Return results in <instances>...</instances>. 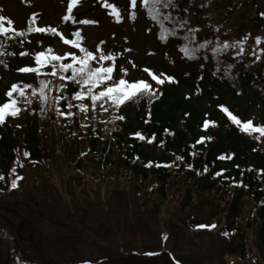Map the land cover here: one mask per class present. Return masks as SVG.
Instances as JSON below:
<instances>
[{"label": "trees", "instance_id": "1", "mask_svg": "<svg viewBox=\"0 0 264 264\" xmlns=\"http://www.w3.org/2000/svg\"><path fill=\"white\" fill-rule=\"evenodd\" d=\"M213 1L176 0L178 8L173 10V13L181 18H187L190 27L199 26L201 31L197 33V36L201 40L205 38L215 40L219 37L220 41L231 42L250 33L243 55H233V52L239 51L238 48L230 49L218 58L212 56L210 49L202 50V54L208 55L209 59L200 61L205 64L202 70L204 79L198 81L197 77L201 72L199 65L196 66V71L192 69V65L198 62L188 61L182 57L177 47L180 40L170 38L168 43H161L157 39L158 26L147 18L144 10L146 19L156 29V40L164 44L163 54L176 50L180 54L178 60L185 64L186 70L178 79L179 82L159 86L163 96L151 104L145 97L138 104L129 102L122 105L119 112L110 108L107 113L101 112L98 106L95 116L89 110L87 120H85V113L75 107L72 109L75 113L73 117L58 116L52 99L57 95L56 92L49 93V101L43 114L40 111L39 97H34L33 103L27 110L22 111L17 118H9L5 125L0 126V175L4 176V179L0 180V199L16 197L19 195L16 192L18 190H21L28 199L33 198L34 195H40L42 189L40 181L43 179L41 175L50 176L61 168H70L81 177L90 175L102 176L103 179L110 178L108 183L120 180L122 177H129L133 180L136 189L144 185L145 189H149L152 195L157 194L162 201L175 196L180 187L185 199H190L191 194L198 192L219 204L223 223L218 229V236L226 240L223 255L244 258L247 249V229L254 231L259 245L264 248V175L258 173L259 169H264V137L257 141L254 135L250 136L241 132L217 107L218 104H224L229 108L225 102L227 94H232V97L242 102L241 99H244L242 96L250 93V97L253 98L248 99V102L260 106L264 113V55L260 60H256L251 54L254 51L255 37L257 35L264 37V17L259 15L264 11L257 10L250 19L246 20L248 22L246 26L238 28L239 34H235L231 33V27L227 24L230 23L229 16L233 11L243 8V0L224 7L216 6ZM252 8L254 9V5ZM222 9H224V15H219L218 12ZM217 27L218 32L215 31ZM27 36L29 35L6 41L3 49L5 54L0 55V60L7 64V67L0 64V84L7 73L13 76V80L5 86V93L12 83L18 81L38 86L35 74H22L15 71L18 67L34 65V53L39 49H36L32 42H28L30 40ZM20 40H24L22 46L19 43ZM0 41H4V37L0 36ZM112 43L105 41L102 45L106 53L109 51L123 53L117 52ZM255 47L264 48V41ZM25 49L29 54L20 56L19 53ZM13 52L15 55L11 54ZM168 56L165 55L169 61ZM123 58H125L124 53L117 58V70L114 73L116 78L122 75L121 66L127 68ZM227 64L233 65L230 75L224 73V67ZM127 69V78L136 79V69ZM216 69L219 71L213 75ZM46 71H50V68ZM185 73H191V75L186 76ZM141 78L157 87L149 75L137 79ZM50 79L56 85L61 82L58 78L50 77ZM65 83L68 87L64 92L71 100V92L78 90L79 86L71 82ZM197 83L203 89L201 94L196 93ZM5 93L0 94V103L6 101ZM203 99L207 100V104L203 103ZM243 101L246 102V99ZM65 104L66 101L61 102L62 110H67ZM21 107L23 108V104ZM149 108L152 113L151 120L145 123ZM247 108L243 106L241 110L229 109L241 120L246 121L248 120V117H245ZM132 111L133 117L128 115V112ZM186 113L189 115H185ZM113 115H124L126 119L113 121ZM206 118L215 121L216 125H210L203 134H199L198 128ZM261 122H264V118ZM81 123H86L89 127L82 128ZM165 129L170 132L166 133ZM136 131H140L149 139L152 134H155L156 139L151 144L147 142V139L141 141L134 135ZM201 135L211 136L213 139L205 144L197 145L195 149L197 155L193 157L190 155L193 149L189 146ZM161 141H164L163 145ZM17 150L23 162L22 168L17 166V174L23 175L24 178L18 181L19 186L13 189L11 180L15 176L10 170L14 166ZM25 150L31 153L30 158L23 156ZM221 153L235 155L231 160H217L216 157ZM176 155L185 158L184 161H176L178 167H155V162L171 163ZM137 156L139 159H136ZM150 160L154 162L153 166L146 167ZM30 161H36V163ZM188 163L193 164L192 169L187 167ZM205 164L209 167L208 173L203 172ZM236 165L240 167L237 168ZM221 168L227 169L225 176L233 177L237 181L243 180L247 187L235 186L231 180H224L222 177L214 178L212 173ZM249 168L252 171H248ZM197 170H200L201 174L198 175ZM241 172L244 173L243 176ZM226 230L229 235H222ZM235 239L237 242H234ZM12 264L15 263L12 261Z\"/></svg>", "mask_w": 264, "mask_h": 264}, {"label": "rangeland", "instance_id": "2", "mask_svg": "<svg viewBox=\"0 0 264 264\" xmlns=\"http://www.w3.org/2000/svg\"><path fill=\"white\" fill-rule=\"evenodd\" d=\"M215 1L216 6L222 7L238 2ZM109 2L121 9L123 22L116 23L101 0H80L73 9L77 19H97L99 22L94 25L64 22L68 0H0V15L9 17L18 30L28 25L32 13L38 14L36 25L57 27L68 38L80 28L85 46L92 51L100 41L113 42L117 52L131 49L123 52V59L127 68H133L130 60L136 65V79L147 75L143 69L149 68L178 80L186 70L185 64L178 60L180 54L176 50L167 54L169 61L165 57L164 44L156 40V29L146 19L139 0L134 22L127 18L131 11L129 0ZM243 4L229 16L231 33L239 34L238 28L246 26V20L257 10L264 11V0H243ZM223 11L218 14L224 15ZM148 28H152L151 33ZM27 37L39 50L51 46L62 55L71 49L57 36L32 33ZM40 39L43 44L38 43ZM150 51L155 54L149 55ZM11 80L13 76L7 73L0 84V94L5 93ZM249 94L242 96L246 99H241L243 104L232 94L226 95L225 102L231 109L247 106L245 117L261 122L264 113L260 106L248 102L253 98ZM203 103L207 104V100L203 99ZM128 115L133 117V111ZM198 132L203 133L199 128ZM42 176L40 195L28 199L18 190L16 197L0 199V264H175L172 257L180 264H264V248L251 229L246 232L244 258L223 255L226 240L218 236L223 223L220 205L206 195L195 192L185 199L178 187L175 196L162 201L144 185L136 189L129 177L108 183L110 178L81 177L70 168ZM193 222L217 223V227L210 232L213 228L200 229ZM165 233L167 240L163 241ZM148 251H158L160 255H135Z\"/></svg>", "mask_w": 264, "mask_h": 264}, {"label": "snow or ice", "instance_id": "3", "mask_svg": "<svg viewBox=\"0 0 264 264\" xmlns=\"http://www.w3.org/2000/svg\"><path fill=\"white\" fill-rule=\"evenodd\" d=\"M80 0H68L67 4V14L63 15L62 20L64 22L71 21L73 25H94L99 21L97 19H77L73 15V9L79 4ZM131 11L128 13V19L135 21L137 19V4L138 0H129ZM101 3L105 9H108V15L111 16L116 23H121L124 20V16L121 14V9L117 7L115 3L109 2V0H101ZM140 7L146 11L147 18L150 19L155 25L158 26L159 31L157 34V39L161 43H168L170 38H175L181 42L177 45L178 50L182 53V57L188 61L198 62L199 69L201 70L200 75L197 77L198 81L204 79L203 69L205 64L200 62L201 60L209 59L208 55L202 54V50L210 49L213 57L218 58L222 54L226 53L230 49H239L237 52H233V55L240 56L243 55L245 51V44L249 39V34H245L242 38L233 41H220L219 37L215 40L211 39H200L197 33L201 31L199 26L190 27L189 20L187 18H181L179 15H174L173 10L178 8L176 0H139ZM187 11V9H185ZM264 17V12L259 14ZM38 14L32 13L28 21L26 29L18 30L13 26L14 22L4 15H0V36L4 37V41H0V55H4L3 49L5 48L6 41L15 40L17 37H25L32 33H39L51 36L59 37L65 45L71 46V49L61 54H56L51 46L46 47L43 50L35 51L34 53V65H25L15 69L18 73L22 74H35L38 86H34L32 83H26L23 81H18L12 83L10 88L6 91L5 95L7 97L6 101L0 103V126L5 125L9 118H17L22 111L28 109V106L33 103L34 97H39L41 102L40 111L41 114L45 111V106L49 101V93L56 92L57 95L52 97L56 105V113L58 116L70 118L75 115L72 109L75 107L80 112L85 113V120L88 119L87 113L89 110L95 116L97 107L101 112L107 113L110 108L119 112L122 105H126L129 102L139 103L141 99L147 97L149 104L153 103L156 99L163 96V92L160 91L159 86L165 85V83H178L174 75H169L164 72H159V74L152 69L144 68L143 70L148 73L151 81H154L157 87L153 86L146 79H128V69L120 67V72L122 75L119 78L114 76L117 70V58L123 55V53L105 52L102 45L105 41H100L97 45L96 50H89L85 46V37L82 35V30L76 28L75 31L71 33V38H68L54 26H38L36 25V18ZM147 31L151 33L152 28H148ZM215 31H219L217 27ZM127 39V38H125ZM264 41V37L257 35L255 37V46H259L261 42ZM31 43V41H28ZM20 45L24 44V40L19 41ZM39 44H43V39L38 40ZM254 46V51L251 53L255 56L256 60H260L261 56L264 55V48H259ZM131 49L125 48L123 52H129ZM15 55V53H11ZM28 50L25 49L19 53L20 56H27ZM149 55H154L155 53L149 52ZM167 56V52L165 53ZM133 68L136 65L130 60ZM174 63V61H173ZM217 63L219 61L217 60ZM0 64H5L4 61L0 60ZM50 71H46L49 69ZM232 64H227L224 67L225 75L231 74ZM219 69L213 72V75L218 72ZM186 76H190L191 73H185ZM58 78L61 82L56 85L53 84L52 79ZM65 82H71L72 84L78 85V90H73L71 92V100L68 99V95L64 90L68 87ZM203 89L200 88L199 83L196 86V93L201 94ZM190 98V97H186ZM66 101L65 108L67 110L61 109V102ZM72 101L76 103L73 104ZM87 101V102H86ZM23 104V108L21 107ZM218 108L222 110L228 117V119L236 125L239 130L250 136H255V139L259 141L261 137H264V122L254 123L253 119H248L246 121L241 120L237 115L233 114L227 106L224 104H218ZM189 115V114H185ZM207 116V113L205 114ZM151 108L148 110V119L145 123L151 120ZM126 117L124 115H113L112 120L124 121ZM103 123H108L111 121H101ZM215 126L216 122L205 119L201 125L202 130L206 131L209 126ZM16 127H21V125H16ZM82 128L89 127L86 123H81ZM95 132V127H93ZM166 133L170 130L165 129ZM75 134V133H73ZM175 135V133H170ZM134 135L139 138V140L151 144L156 139V135L152 134L151 138L145 137L140 131H136ZM213 138L211 136L201 135L195 143L191 144L189 147L193 149L190 155L195 157L197 152L195 151L196 146L200 144H205L211 141ZM163 145L164 141L160 142ZM83 155V153H82ZM235 154L221 153L216 157L217 160H231ZM25 158H30L31 153L27 150L23 152ZM139 159V156L136 157ZM184 156L176 155L175 160L171 163L155 162V167H172L179 166L176 161H184ZM31 163H36V161H30ZM153 161H148L146 167H152ZM17 166L23 167V162L20 159L19 152L17 150V156L14 166L11 168V173L14 174L15 178L11 180V188H17L18 181L22 180L24 177L21 174H17ZM187 167L189 169L193 168V164L188 163ZM239 168V165H236ZM227 171L225 168H221L212 173L213 177H222L224 180H231L235 186H244L243 180L237 181L233 177L225 176L224 173ZM248 171H252L251 168ZM203 172L208 173L209 167L207 164L203 166ZM259 174L264 175V169L258 170ZM197 174H201L200 170H197ZM241 172V176H243ZM4 176L0 175V180H3ZM195 227L203 229L215 228L216 225L213 223L211 225L200 224ZM224 236H228L229 232L226 230L222 233ZM162 240H167V234H163ZM135 255L143 256H159L158 251H148V252H137ZM171 255V254H170ZM175 264H180V261H176L175 257H172ZM83 264H92L91 261H84Z\"/></svg>", "mask_w": 264, "mask_h": 264}]
</instances>
